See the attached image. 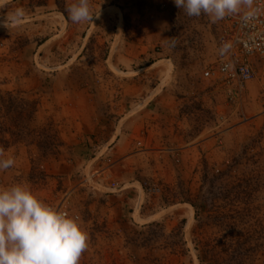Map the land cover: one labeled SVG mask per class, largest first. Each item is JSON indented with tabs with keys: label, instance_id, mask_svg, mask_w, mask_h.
I'll list each match as a JSON object with an SVG mask.
<instances>
[{
	"label": "rangeland",
	"instance_id": "obj_1",
	"mask_svg": "<svg viewBox=\"0 0 264 264\" xmlns=\"http://www.w3.org/2000/svg\"><path fill=\"white\" fill-rule=\"evenodd\" d=\"M75 2L0 0V146L15 161L0 187L22 184L42 202L64 196L88 236L79 264H264V96L255 90L264 65L231 108L201 76L219 22L173 0H90L92 22L74 24ZM166 81L179 134L122 137L139 116L144 133L165 124L167 109L149 97ZM84 105L101 125L88 141ZM122 159L120 190L87 183L90 166Z\"/></svg>",
	"mask_w": 264,
	"mask_h": 264
},
{
	"label": "clouds",
	"instance_id": "obj_2",
	"mask_svg": "<svg viewBox=\"0 0 264 264\" xmlns=\"http://www.w3.org/2000/svg\"><path fill=\"white\" fill-rule=\"evenodd\" d=\"M189 17L208 16L215 23L227 16H250L253 0H173ZM74 24L92 22L90 0H76L67 8ZM14 18V17H13ZM9 18H4L7 28ZM0 149V171L14 165ZM88 236L77 218L36 198L22 184L0 187V264H79Z\"/></svg>",
	"mask_w": 264,
	"mask_h": 264
},
{
	"label": "built area",
	"instance_id": "obj_3",
	"mask_svg": "<svg viewBox=\"0 0 264 264\" xmlns=\"http://www.w3.org/2000/svg\"><path fill=\"white\" fill-rule=\"evenodd\" d=\"M245 11H251L252 14L246 17L241 13L217 21L220 30L217 55L201 72L204 79L222 90L227 105L231 108L244 102V96L252 88L251 83L258 82L256 67L264 65V0H253L252 8ZM258 83L255 90L258 96H264V80L261 78ZM114 163L90 170L86 176L87 183L120 190L121 182L116 179L117 171L124 168L126 163L123 159ZM157 191L159 190L155 186L148 189L150 193ZM44 203L78 220V215L70 210L64 196Z\"/></svg>",
	"mask_w": 264,
	"mask_h": 264
},
{
	"label": "crops",
	"instance_id": "obj_4",
	"mask_svg": "<svg viewBox=\"0 0 264 264\" xmlns=\"http://www.w3.org/2000/svg\"><path fill=\"white\" fill-rule=\"evenodd\" d=\"M133 78L134 77L130 78L129 80H131ZM171 78H172V76H169V79H171ZM123 79H125V78H123ZM170 84L171 83L169 81H166L162 87H161V85L159 86V88L161 87L160 88V92L156 95V97L153 96L152 94L149 97V99L152 98V100L153 99H156L158 101L159 107L161 108L162 111H164L165 109H167V113L165 115V117H167V121L165 122V124L162 123V122H158L156 120L153 121L152 123L149 122V125L147 127V130L144 133V131H143L144 130V122L142 121V116H139L137 119H135V120L133 119L134 121H132L131 123L129 122V124L125 125L124 128H127V126L130 127V130H128V131H130V133H129V135L123 134L122 132H126L127 130H125V131L121 130L120 135L122 133V137H125V135H126V138H127V136H129L130 138L136 139L137 142L143 143L142 141H144V142H147L148 143V142H151L154 137L155 138L157 137V141L156 142H158V141L162 140V137H176L179 134V132L176 131V127L173 124V122L170 124V121L176 116L175 115L176 112L178 114V111H181L180 110V103H176L175 102V99L171 97L170 87H169ZM152 90L153 89L151 88V91ZM124 92L126 93V90H124L123 93ZM128 95L130 96V93L129 92H128ZM87 109H85V105H84V116L87 118L86 119L87 120L86 122H88L86 124L85 128H84V133H85V135H84V141H88L87 134L89 132H93L94 130L97 129V132L99 133L98 128L101 126V125H99L100 120L97 119V122H95V123L93 121V119L95 117L97 118L96 114H94V110L93 109L92 110H90V109L87 110ZM180 118H181L182 121L183 120H189V116L188 115H185V114H182L180 116ZM168 120H170V121H168ZM117 125H118V123H117ZM117 129L118 128L114 129V131L113 130L111 131V135L116 140H118V139L116 138L117 136L116 137L114 136V133L116 135ZM154 135H157V136H154ZM120 139H122V138H120ZM84 146H86V145L84 144ZM89 148H90V146L86 147L87 150H89ZM117 151H118V153H119V155L121 157H123L124 155L127 154L126 151L120 150V148ZM89 157L90 156H88V158ZM84 158H85V156H84ZM94 160H96V158H94L93 161ZM98 166L99 167H102L101 165H96L95 164L94 166L93 165L90 166V168L94 169V168H97ZM92 169H90V170H92Z\"/></svg>",
	"mask_w": 264,
	"mask_h": 264
},
{
	"label": "trees",
	"instance_id": "obj_5",
	"mask_svg": "<svg viewBox=\"0 0 264 264\" xmlns=\"http://www.w3.org/2000/svg\"><path fill=\"white\" fill-rule=\"evenodd\" d=\"M0 95H1V93H0ZM1 103H2V96H0V108H1ZM1 139V138H0ZM0 145H1V141H0ZM8 146H4V145H2V146H0V149H2V150H4L5 148H7Z\"/></svg>",
	"mask_w": 264,
	"mask_h": 264
}]
</instances>
